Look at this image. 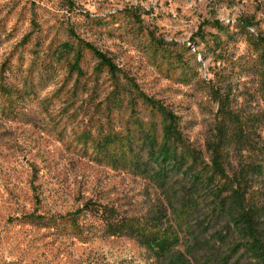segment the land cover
<instances>
[{
	"label": "rangeland",
	"instance_id": "rangeland-1",
	"mask_svg": "<svg viewBox=\"0 0 264 264\" xmlns=\"http://www.w3.org/2000/svg\"><path fill=\"white\" fill-rule=\"evenodd\" d=\"M71 2L0 0V264H158L134 237L105 234L90 212L73 214L87 200L171 238V252L191 264H258L237 246L225 208L242 212L232 174L259 164L260 174L247 172L245 211L253 208L264 240V0ZM70 28L134 78L136 93L177 116L186 165L209 180L200 189L113 161L121 148L106 135L140 142L142 129L161 141L168 120L118 92L86 49L79 76L55 59L61 42L77 47ZM238 131L244 142L232 137ZM217 132H226L225 176L214 167Z\"/></svg>",
	"mask_w": 264,
	"mask_h": 264
},
{
	"label": "trees",
	"instance_id": "trees-1",
	"mask_svg": "<svg viewBox=\"0 0 264 264\" xmlns=\"http://www.w3.org/2000/svg\"><path fill=\"white\" fill-rule=\"evenodd\" d=\"M65 1L68 3V6L72 4L71 0ZM131 15L134 14L131 13ZM84 16L89 17V14H84ZM94 21L96 24L100 23L97 20ZM214 23L215 26L222 27L219 21H215ZM69 33L77 39V47L74 46V43H70L69 41L61 42L56 49L53 50V56H56L54 57L55 59H64L70 73H76L77 76L83 74L81 63L85 57L82 51L86 49L98 59V64L95 66L96 71H103L105 69L109 76L113 78L118 92H120V89L124 91L127 90L129 95L131 94L132 99L136 97L145 100L148 105L161 113L164 118L168 120V123L165 124L162 129L161 141H158L156 137L152 136L149 132H144L141 128V132L138 134V140H140V142L132 138L135 132H129L132 134V139H129V137L125 143L120 139V137L124 136V134H120L121 132H114L106 135L105 141L107 143L118 141L116 143L119 144L118 147L121 148L113 153V161L115 160L118 162L122 158L124 161L121 162V164L129 167L134 172L151 173L154 177L164 182L170 175H179L178 178L180 177V179L187 181L189 188L191 191L194 190V192L200 189V187L205 184V181H209L208 179L204 180V178H200L197 174L190 172L189 166L186 165L187 158L180 150L182 147V132H179L177 127V116L164 108L152 97L136 93L137 83L135 79L127 74H122V69L105 52L98 49L91 42L79 38L73 28H70ZM70 54H72V56H69ZM121 81L124 82L121 83ZM27 89L28 88L25 86L22 88V91L15 89L17 97L22 98L24 93H28ZM116 98L118 97L116 96ZM116 98L114 97V102L119 101ZM113 105L117 106L119 104L113 103ZM232 133V137L235 138L236 142H244V132L238 131ZM224 136H226V132H217V145L216 147H212V153L216 157L214 160L216 171L225 176L224 168L219 160V142L222 141ZM135 152L136 155H134ZM260 169L259 164H248L232 174L233 181H231L230 187L232 203L234 208H239L242 212L234 215L232 211L228 213L229 211L226 210V208L225 211L230 215L232 225L239 234L240 241H238L237 246L249 252L258 264H264V240L260 234L259 222L256 219L257 217L252 207L245 211V194L248 187L246 182L247 172L260 174ZM213 195L217 198L219 193H213ZM223 204L224 202H221V205ZM222 209L224 208L222 207ZM82 212H90L100 219L104 224L105 234H124L134 237L140 244L144 245L152 252L158 264H191L183 253L178 252L174 254L171 252V238L160 235L158 231L151 233L141 231L137 226L135 227L133 224L129 223L127 219L121 217L113 207L87 200L73 214L79 215ZM28 218L39 222L44 219L43 216L32 215ZM72 221L73 223L75 222L74 220ZM42 224L47 225L48 223L43 221Z\"/></svg>",
	"mask_w": 264,
	"mask_h": 264
}]
</instances>
